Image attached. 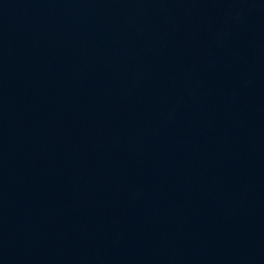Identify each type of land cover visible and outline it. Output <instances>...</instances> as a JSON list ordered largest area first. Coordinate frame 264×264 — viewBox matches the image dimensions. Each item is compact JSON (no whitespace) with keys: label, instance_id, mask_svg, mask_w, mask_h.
Masks as SVG:
<instances>
[{"label":"water","instance_id":"1","mask_svg":"<svg viewBox=\"0 0 264 264\" xmlns=\"http://www.w3.org/2000/svg\"><path fill=\"white\" fill-rule=\"evenodd\" d=\"M0 264H264V0H0Z\"/></svg>","mask_w":264,"mask_h":264}]
</instances>
